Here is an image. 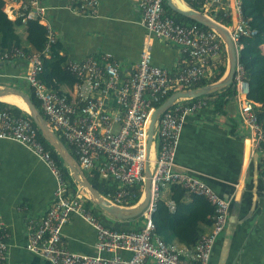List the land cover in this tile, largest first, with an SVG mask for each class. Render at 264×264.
Wrapping results in <instances>:
<instances>
[{
	"label": "built area",
	"instance_id": "2783aa9c",
	"mask_svg": "<svg viewBox=\"0 0 264 264\" xmlns=\"http://www.w3.org/2000/svg\"><path fill=\"white\" fill-rule=\"evenodd\" d=\"M76 11L85 16L98 13L97 0H70ZM166 0H137L142 13L141 25L149 39L179 47L182 58L175 73L155 66L152 54L145 45L138 62L128 71L109 53L88 57L81 62L66 61L64 68L75 78L73 96L50 89L39 76L43 60L50 57L57 43L51 27L45 23L46 7L41 0H31L28 6L14 12L4 9L9 19L21 18L23 24L37 20L46 29V43L42 52H25L12 46L0 51V62L25 61L23 80L40 108L49 129L58 133L72 148L80 169L90 178L96 175L115 184L102 197L120 208L136 207L144 198L145 171L149 167L150 196L143 210L142 227L136 231H122L106 226L85 203L87 194L80 188L70 194L61 168L52 152L39 139V131L24 116H14L0 110V139L15 142L34 154L50 171L55 190L51 206L38 223L29 222L26 250L47 264H209L217 239L226 231L231 201L221 198L210 186L192 173L176 169L175 157L185 119L208 107L206 98L178 99L159 117L148 150V127L151 114L177 92H187L203 81H210L218 72L225 47L219 34L185 24L170 16L164 6ZM187 3L212 19L221 14L229 19L225 27L234 44L237 59L242 37L256 33L244 19L239 0H188ZM243 68L235 67L234 96L241 123L251 140L252 151H260L264 162V132L257 123V109L264 105L249 98V87ZM151 150L156 157L150 159ZM170 184L179 185L190 194L203 196L215 208L213 228L200 236L192 248H177L166 244L157 234L152 221L161 191ZM170 212L175 203L169 201ZM70 216H78L95 230V256L70 252L62 241V230ZM7 229L0 222V264L8 262Z\"/></svg>",
	"mask_w": 264,
	"mask_h": 264
},
{
	"label": "crops",
	"instance_id": "0c3cea01",
	"mask_svg": "<svg viewBox=\"0 0 264 264\" xmlns=\"http://www.w3.org/2000/svg\"><path fill=\"white\" fill-rule=\"evenodd\" d=\"M5 2L4 9L11 7L14 12L23 6L21 1ZM97 2V15L85 16L76 11L75 4L70 0H41L40 4L47 9L45 23L54 32L66 61L81 62L88 57H101L109 53L121 64L122 70L128 71L138 62L147 45L155 66L172 73L177 71L182 58L179 47L149 39L141 25L142 13L137 0ZM204 29L211 30L206 27ZM17 33L24 38V26L19 27ZM262 51L264 54V46ZM220 69H227L226 51L222 56ZM218 72H212L210 82ZM24 73L25 61L22 59L0 62V86L25 92L29 87L23 80ZM73 88L74 84L72 87L63 86L61 91L70 98L73 96ZM206 99L209 101L207 108L185 119L175 165L176 169L188 171L205 182L221 198L231 201L226 231L217 239L209 264H264V181L260 175L262 153L251 149L234 96L222 111L213 108L211 98ZM0 102L18 105L17 107L27 111L24 102L17 96H2ZM52 132L71 156L70 163L76 167L79 176L82 174L90 183L92 178L80 169L71 147L58 133ZM42 137L57 157L63 174H68L76 183V191L80 190L82 187L71 175L61 156L67 157L66 152L56 144H50L45 136ZM150 155V159L155 158V150H151ZM97 177L109 182L111 188L115 186L110 179ZM168 187L169 185L161 191V199L167 203L172 201ZM54 190L55 181L50 171L34 154L15 142L0 139V222L8 233L10 264H47L30 254L25 246L29 222L38 223L45 216L52 204ZM84 191L87 201L91 203L89 208L97 209V217L107 226L122 231H132L135 228L132 222L116 220L106 214L92 203L87 191ZM103 194L99 193L100 196ZM212 228H207L205 234H209ZM62 241L70 252L88 256L97 254L94 248L95 230L78 216H70L62 230ZM168 245L187 247L175 243ZM146 264L153 263L147 261Z\"/></svg>",
	"mask_w": 264,
	"mask_h": 264
},
{
	"label": "trees",
	"instance_id": "16d2710c",
	"mask_svg": "<svg viewBox=\"0 0 264 264\" xmlns=\"http://www.w3.org/2000/svg\"><path fill=\"white\" fill-rule=\"evenodd\" d=\"M5 1L6 0H0V51L7 50L12 46H17L23 48L27 53L42 52L46 43L47 32L45 27H43L37 20H28L24 24L21 18H17L14 21L9 20L4 12ZM13 1H21L24 6H28L31 2V0ZM185 1L187 2V0ZM239 2L244 19L248 21L250 28L256 31V33L252 36L242 37L240 39V42L243 44V49L239 51L238 61L243 68L246 79L245 81L249 87V98L255 103L264 105V54L262 51V46H264V0H239ZM164 6L168 14H172L178 22L193 23L185 17L171 11L166 3ZM193 7L196 8L195 6ZM209 16L221 25L226 27L230 25V20L223 19L221 14ZM198 25L201 26L200 24ZM22 26H24V38L17 33V29ZM65 62L66 57L61 54V48L59 44L56 43L51 49L50 57L43 60V71L39 76V78L50 89L58 91L61 94H64L61 91V87H72L75 83V78L64 68ZM224 71L225 69H220L212 82H200L199 84L192 86L191 90L217 82L224 75ZM25 93L29 95L33 104L43 115L40 108V102L34 97L30 88L25 90ZM235 94L236 89L233 83L218 92L204 97L211 98V105L213 108L217 111H222L228 103V100L235 96ZM0 110H6L14 116L27 117L32 121L26 111L15 105L0 102ZM256 115L257 123L264 132V109H257ZM38 133L40 141L46 149L52 152L53 158L56 160L57 157L54 155L47 142H45L41 133ZM56 162L60 166L57 160ZM260 167V175L264 181V162ZM63 176L64 180L67 181L66 185L68 183L71 185V187L69 184L67 185L68 190H71L72 192L69 191L70 194H76V183L72 181L68 174L65 175L64 173ZM89 182L100 194L104 193L103 195H105L106 191L109 189L113 190V188H115V186L111 188L109 182L100 180L97 175L90 179ZM168 188L170 192V200L175 203V210L170 212L166 205L167 202L162 199L158 202L156 211L152 215L156 234L167 244H183L189 248H193L197 244L200 236L207 232V228L211 229L213 227L215 208L205 197L195 194H187L186 190L179 185L170 184ZM85 205L89 208L91 203L87 201ZM92 211L95 215L99 212L97 209H92ZM121 221L132 222L135 226L133 230L138 231L141 228L140 224L143 223V217L140 215L130 220ZM103 223L105 224L104 221ZM108 227L111 228L109 225Z\"/></svg>",
	"mask_w": 264,
	"mask_h": 264
},
{
	"label": "water",
	"instance_id": "95a60500",
	"mask_svg": "<svg viewBox=\"0 0 264 264\" xmlns=\"http://www.w3.org/2000/svg\"><path fill=\"white\" fill-rule=\"evenodd\" d=\"M166 4L171 11L185 17L186 19L194 23L200 24L203 27L211 29L219 34L223 41L227 54V69L222 78L219 79L217 82L204 85L202 87L192 89L187 92L174 93L169 96V98L165 102H163V104H161L154 110L149 120L148 150H150V147L152 146L156 123L164 111H166L178 99H196L199 97L208 96L233 84L235 76V67L238 61L234 44L229 36L228 31L224 26L210 19L184 0H166ZM11 94L17 96L24 102L27 107V114L32 119L33 124L40 131L41 135L45 136L46 139L50 142V144H52L53 146L54 144H56L58 147L62 148L63 151L66 152L67 157H64V155L61 154L62 158L69 167L71 175L80 184V186L87 191L89 198L94 205H96L106 214L118 220H130L142 215L143 210L148 204L150 196L151 172L149 167H147L145 171L144 198L142 202H140L138 206L131 208H120L112 205L111 203L106 201L102 196L99 195L95 188L90 183H88V181L82 176V174L79 176L76 167L70 163V160L72 159L71 156L68 155V152L65 150L62 143L58 140L56 135L49 129L44 116L33 104L29 95L13 87L0 86V97Z\"/></svg>",
	"mask_w": 264,
	"mask_h": 264
},
{
	"label": "bare ground",
	"instance_id": "6f19581e",
	"mask_svg": "<svg viewBox=\"0 0 264 264\" xmlns=\"http://www.w3.org/2000/svg\"><path fill=\"white\" fill-rule=\"evenodd\" d=\"M239 51L241 50V49H243V44L240 42V44H239ZM12 95V94H11ZM6 96V95H5ZM10 100V99H9ZM18 103V102H17ZM18 106V105H17ZM26 105H24V107H25ZM26 108V107H25ZM250 142H251V140H250Z\"/></svg>",
	"mask_w": 264,
	"mask_h": 264
},
{
	"label": "rangeland",
	"instance_id": "374dc122",
	"mask_svg": "<svg viewBox=\"0 0 264 264\" xmlns=\"http://www.w3.org/2000/svg\"><path fill=\"white\" fill-rule=\"evenodd\" d=\"M224 26V25H223ZM224 27H226V26H224ZM140 226L142 227V223L140 224Z\"/></svg>",
	"mask_w": 264,
	"mask_h": 264
}]
</instances>
